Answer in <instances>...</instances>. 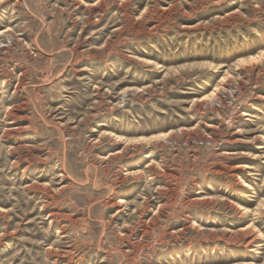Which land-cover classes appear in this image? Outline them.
Masks as SVG:
<instances>
[{"label": "rangeland", "instance_id": "obj_1", "mask_svg": "<svg viewBox=\"0 0 264 264\" xmlns=\"http://www.w3.org/2000/svg\"><path fill=\"white\" fill-rule=\"evenodd\" d=\"M0 264H264V0H0Z\"/></svg>", "mask_w": 264, "mask_h": 264}, {"label": "bare ground", "instance_id": "obj_2", "mask_svg": "<svg viewBox=\"0 0 264 264\" xmlns=\"http://www.w3.org/2000/svg\"><path fill=\"white\" fill-rule=\"evenodd\" d=\"M122 203H125V201H120V202H119V205L122 204Z\"/></svg>", "mask_w": 264, "mask_h": 264}]
</instances>
